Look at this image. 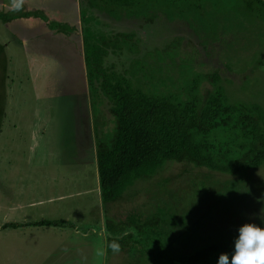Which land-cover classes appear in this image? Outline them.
Segmentation results:
<instances>
[{
  "label": "rangeland",
  "instance_id": "374dc122",
  "mask_svg": "<svg viewBox=\"0 0 264 264\" xmlns=\"http://www.w3.org/2000/svg\"><path fill=\"white\" fill-rule=\"evenodd\" d=\"M187 1L179 3L193 6ZM246 1L198 0L201 9L189 14L165 0L134 18L86 0H24L23 8L36 13L0 21V264H164L163 246L180 235L187 247L181 230L214 200L205 190L226 186L222 194L235 195L249 188L236 175L229 180L168 159L135 178L119 200H100L92 189L95 133L110 137L113 122L108 102L88 81L82 54V34L95 33L106 40L104 62L135 81L148 78L151 85L160 77L190 94L209 88L205 77L216 73L214 86L226 101L264 109V8ZM8 200H23L28 219L65 220L26 224L18 234L2 225L14 213ZM219 200L234 198L216 197L213 209ZM258 200L264 210V196ZM241 210L244 223L264 222V215ZM105 221L127 240L119 253L105 245ZM122 225L125 234L117 230Z\"/></svg>",
  "mask_w": 264,
  "mask_h": 264
},
{
  "label": "trees",
  "instance_id": "16d2710c",
  "mask_svg": "<svg viewBox=\"0 0 264 264\" xmlns=\"http://www.w3.org/2000/svg\"><path fill=\"white\" fill-rule=\"evenodd\" d=\"M164 1L86 0V3L89 7H100L103 12L115 11L118 15L138 18L136 15L142 16L143 11L153 3ZM169 2L189 14L192 9H201L198 0H188L186 3L193 5L191 7L180 4V0ZM248 3L249 0L246 1ZM250 3L264 8V0H250ZM29 12L36 13L33 10L17 13L0 10V21ZM142 18L146 21L149 19L147 16ZM93 35L82 34L86 75L93 91L98 90L108 102L113 122L110 137H104V131L95 133L94 153L100 200H119L124 189L135 178L152 173L168 159L229 174V180L236 175L249 188L242 187L235 195L222 194L225 185L223 189L205 190V194H213L214 200L216 197L234 200H219L216 209H213L216 206L213 200L206 210L202 208L191 219V224L181 230V235L188 240L187 247H182V241H177L180 235L163 246L166 250L164 264H217L221 253L230 254L233 250L237 230L244 224L241 209L258 212L261 217L264 215V210H258L263 203L258 199L264 196V109L256 102L226 101L221 88L214 86L216 73L205 77L209 88L190 94L179 91L182 87L173 90L174 85H166L160 77L159 82L152 80L151 85L148 78L145 83L135 81L132 74L125 76L104 62L106 40L95 33ZM132 35L131 32L121 33L123 39H131ZM117 47L121 49L119 45ZM219 134L223 136L222 139H216ZM255 168H261L263 174L252 176ZM212 209L213 212L206 215ZM199 218L205 220L201 222ZM62 221L40 219L27 223L58 224ZM197 221L200 226L198 230L195 227ZM6 223L10 222L2 225ZM251 223L264 227V222ZM110 225L104 222L106 247L116 240L122 248L127 240L117 238L116 231L111 230ZM117 230L125 234L126 226H119Z\"/></svg>",
  "mask_w": 264,
  "mask_h": 264
},
{
  "label": "clouds",
  "instance_id": "9594fccd",
  "mask_svg": "<svg viewBox=\"0 0 264 264\" xmlns=\"http://www.w3.org/2000/svg\"><path fill=\"white\" fill-rule=\"evenodd\" d=\"M10 3L12 11L23 9L24 0H10ZM237 231L232 252L221 253L217 264H264V227L250 222L239 226ZM109 247L113 253H119L121 248L116 240H113ZM98 255H103V252Z\"/></svg>",
  "mask_w": 264,
  "mask_h": 264
},
{
  "label": "crops",
  "instance_id": "0c3cea01",
  "mask_svg": "<svg viewBox=\"0 0 264 264\" xmlns=\"http://www.w3.org/2000/svg\"><path fill=\"white\" fill-rule=\"evenodd\" d=\"M2 6H6V11H12L11 10V3H10V0H2L1 2ZM23 10H27L25 8H23L21 11ZM9 11V12H10ZM19 11V12H21ZM1 43V42H0ZM4 43V42H3ZM91 151V150H90ZM89 151V152H90ZM86 156H88L86 154ZM88 158L90 159V157L88 156ZM95 165V163L93 164ZM92 166L89 165V168H91ZM95 172H96V166H95ZM92 170V168H91ZM93 176V174H92ZM96 181V182H95ZM92 189L95 190V195L99 197V187H98V178H97V173H95V176H93V183H92ZM7 204H10L9 206L11 207V209L14 211V213L12 212L10 215H12L11 217L9 218H6V220L3 222H10V223H6L5 225H3L6 229H11V230H14V229H17L18 231V234L20 233H23L22 230L20 229H23L22 227H24V225L26 224H30L32 225V223H27L28 221H34V220H40V219H49L47 217H43L41 215V213H39L41 215V217H38V218H31V219H28L26 216V212H25V205L26 203L23 201V200H8ZM59 217H56L55 219H58ZM62 218L60 217V220ZM68 219V218H67ZM62 220H65V219H62ZM2 223V224H3ZM59 225L58 226H62V222L61 223H58ZM34 225H48V224H43V223H34ZM11 233H14L13 231Z\"/></svg>",
  "mask_w": 264,
  "mask_h": 264
}]
</instances>
